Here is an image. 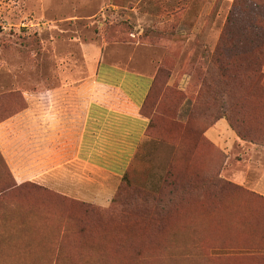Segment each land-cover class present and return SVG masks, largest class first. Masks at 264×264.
Segmentation results:
<instances>
[{"label":"rangeland","instance_id":"1","mask_svg":"<svg viewBox=\"0 0 264 264\" xmlns=\"http://www.w3.org/2000/svg\"><path fill=\"white\" fill-rule=\"evenodd\" d=\"M85 45L158 73L154 130L118 190L2 194L0 264H264V0H0V119Z\"/></svg>","mask_w":264,"mask_h":264},{"label":"crops","instance_id":"2","mask_svg":"<svg viewBox=\"0 0 264 264\" xmlns=\"http://www.w3.org/2000/svg\"><path fill=\"white\" fill-rule=\"evenodd\" d=\"M83 49L85 76L41 77L52 84L23 89L27 106L0 123V150L19 183L91 197L112 191L150 140L139 111L155 75L96 62L98 50Z\"/></svg>","mask_w":264,"mask_h":264},{"label":"trees","instance_id":"3","mask_svg":"<svg viewBox=\"0 0 264 264\" xmlns=\"http://www.w3.org/2000/svg\"><path fill=\"white\" fill-rule=\"evenodd\" d=\"M165 71H166V69H164V68H160V70H159V72H160L161 74L164 73ZM168 75H169V73H168ZM157 76H158V73H157V75L154 77V79H153V81H152L153 83H152V86H151V88H150V90H149V92H148V94H147L146 99L149 97V94H150V92H151V90H152L154 84H156ZM146 99H145V101H146ZM145 101H144V103H143V105H142V107H141L139 113H140L142 116H144V117H146V118L149 119V125H148V128H147L146 134H147L148 136H151V134H152V132H153V130H154V127H153V126H154L155 124H154L153 118H151V117L145 115V113L143 112V107H144V105H145ZM26 106H27V102H26V100H25V98H24V96H23V94H22V92H21V102H20V105H19V103L17 102V103H15L14 105L8 107L7 112L3 115L2 119H0V123L3 122L4 120H6L7 118H10L11 116L15 115L16 113L22 111ZM230 123H231L232 128H233V129H236L237 132L239 133V135H241V136H243V137L245 136L244 133L242 132L241 127H240V123H238V122H237V123H234V122H232V121H230ZM152 129H153V130H152ZM171 139H173V138H171ZM0 160H1V162L3 163L4 168H5L6 171H7L8 177L10 178V185H9V187H7V189H6V188H5V189H2V190L0 191V196H1L2 194H4V193H7V192L10 193V192H14V191L17 190V189H23V188H25V187H27V186H34V187H36V188H39L41 192L46 193V194L62 195L61 193H57V192H55L54 190H51V189H49V188H47V187H44V186H41V185H39V184H37V183H33V182H30V181L21 182V183L17 182V180L15 179V177H14V175H13L11 169L9 168L8 163H7V161H6L5 157H4V155L2 154L1 150H0ZM173 172H174V171H173V166H171V168H170L169 171H168V173H169V177H170V181H169V180H168V181H169L170 184H173V185H174V184L176 183L177 179H176V177L173 176ZM125 177H126V175L122 177V179H121V181H120V183H119V186H121V185L126 181L127 178H125ZM126 182H127V181H126ZM119 186H118V187H119ZM117 190H118V188H117ZM117 190H116V192H117ZM116 192H115V194H116ZM115 194H114V196H115ZM114 196L112 197V200H113ZM112 200H111V203H112ZM111 203H110V204H111ZM110 204H109V205H110Z\"/></svg>","mask_w":264,"mask_h":264}]
</instances>
